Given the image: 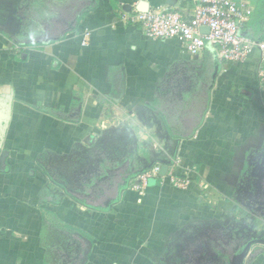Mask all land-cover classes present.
I'll use <instances>...</instances> for the list:
<instances>
[{"label": "crops", "instance_id": "obj_1", "mask_svg": "<svg viewBox=\"0 0 264 264\" xmlns=\"http://www.w3.org/2000/svg\"><path fill=\"white\" fill-rule=\"evenodd\" d=\"M75 3L0 0V264H74L88 242L85 264H172L186 228L249 224L235 197L264 152L260 52L243 63L211 46L190 56L129 20L153 8L186 17L190 0ZM251 4L244 32L260 39L264 0ZM168 137L165 176L115 175L95 198L67 189L84 188L78 178L99 164L105 176L144 165V144L163 149ZM252 227L261 233L264 222ZM245 264H264V246Z\"/></svg>", "mask_w": 264, "mask_h": 264}, {"label": "built area", "instance_id": "obj_2", "mask_svg": "<svg viewBox=\"0 0 264 264\" xmlns=\"http://www.w3.org/2000/svg\"><path fill=\"white\" fill-rule=\"evenodd\" d=\"M186 17L165 8H153L135 12L129 17L131 24L141 25L144 34L156 40H175L190 56H198L206 46L216 49L218 57L230 62H245L254 50L260 52L262 66L258 70L260 83L264 85V35L255 39L244 32L250 21L253 7L251 0H190ZM203 28L208 32L204 33ZM89 32L81 35L80 45L88 46ZM159 165L146 174L159 176ZM144 176L141 180H145ZM176 188L186 190L187 177L172 176ZM133 188H138L136 185Z\"/></svg>", "mask_w": 264, "mask_h": 264}, {"label": "flooded vegetation", "instance_id": "obj_3", "mask_svg": "<svg viewBox=\"0 0 264 264\" xmlns=\"http://www.w3.org/2000/svg\"><path fill=\"white\" fill-rule=\"evenodd\" d=\"M99 148L94 149L93 155H99ZM100 159L97 157V160ZM99 166L101 164L96 168L93 166L90 168L91 172L78 178L83 183L86 181L84 188L78 183L80 186L75 185L74 189L66 186L67 189L85 198H95L100 192L98 187L106 181L105 179L111 181L115 175H121L120 180L124 181L128 175H133L132 173H136L144 165L131 166L124 173L119 169V164L116 167L119 172L105 170L106 176L103 174L104 170L98 168ZM240 197L249 224L246 225L238 220L224 224L216 222L196 224L186 228L172 246V264H233L235 254L240 253L249 242L254 239H264V234H261L262 232L259 234L252 227L255 220L264 222V152L258 158L249 159V169L243 173L237 186L236 198ZM253 246H250L244 264L251 258ZM84 251L76 255L74 264H79Z\"/></svg>", "mask_w": 264, "mask_h": 264}, {"label": "water", "instance_id": "obj_4", "mask_svg": "<svg viewBox=\"0 0 264 264\" xmlns=\"http://www.w3.org/2000/svg\"><path fill=\"white\" fill-rule=\"evenodd\" d=\"M146 6L141 5L140 9L143 10L145 9ZM76 21V20H75ZM74 27L73 25L69 27L72 28ZM202 31L204 33L208 32L207 28H203ZM218 67L216 68L217 71ZM214 73V76L216 75V72ZM168 141L170 140V137L164 139V146L163 149H161L160 147L157 149L156 147H154L153 143H147L144 144L143 148L144 150L147 151V155L148 158H143L144 159V166L139 169V173H144L145 171L152 169L154 165H159V176H165L169 167L172 165L173 163V158H174V153L169 152V154H166V149H167V144ZM134 146H136V142L134 143ZM134 153L137 154V150H134ZM5 160L4 158H0V161ZM264 234V231L261 233ZM255 244H261L262 246H264V239H254L251 242H249L240 253L235 254L234 258H233V264H244V259L247 256L248 250L250 248L251 245H255ZM91 250V243L88 242V248L83 252V256L82 258L79 260V264H85L87 259H88V255L90 253Z\"/></svg>", "mask_w": 264, "mask_h": 264}, {"label": "trees", "instance_id": "obj_5", "mask_svg": "<svg viewBox=\"0 0 264 264\" xmlns=\"http://www.w3.org/2000/svg\"><path fill=\"white\" fill-rule=\"evenodd\" d=\"M60 1H67V0H60ZM79 1H81V0H75V2H76V3H78ZM76 3H75V4H76ZM74 6H75V8H74V9H75V10H77V9H78V7H77V4H76V5H74Z\"/></svg>", "mask_w": 264, "mask_h": 264}, {"label": "rangeland", "instance_id": "obj_6", "mask_svg": "<svg viewBox=\"0 0 264 264\" xmlns=\"http://www.w3.org/2000/svg\"><path fill=\"white\" fill-rule=\"evenodd\" d=\"M32 1V0H31ZM32 3V2H31ZM235 199L240 203V204H242V200H241V197L239 198V199H237L236 197H235ZM260 234V233H259Z\"/></svg>", "mask_w": 264, "mask_h": 264}]
</instances>
